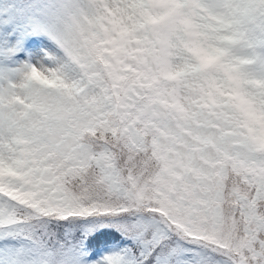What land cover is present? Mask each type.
I'll return each mask as SVG.
<instances>
[{
	"label": "snow or ice",
	"instance_id": "6c2138e0",
	"mask_svg": "<svg viewBox=\"0 0 264 264\" xmlns=\"http://www.w3.org/2000/svg\"><path fill=\"white\" fill-rule=\"evenodd\" d=\"M0 264H264V0H0Z\"/></svg>",
	"mask_w": 264,
	"mask_h": 264
}]
</instances>
